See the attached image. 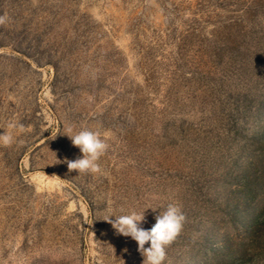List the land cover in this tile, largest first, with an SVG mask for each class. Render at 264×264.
<instances>
[{
    "label": "rangeland",
    "instance_id": "rangeland-1",
    "mask_svg": "<svg viewBox=\"0 0 264 264\" xmlns=\"http://www.w3.org/2000/svg\"><path fill=\"white\" fill-rule=\"evenodd\" d=\"M0 17V264H143L104 219L150 229L169 204L186 221L163 264H264V0H0ZM68 127L109 145L101 172L58 163L82 157Z\"/></svg>",
    "mask_w": 264,
    "mask_h": 264
},
{
    "label": "clouds",
    "instance_id": "clouds-1",
    "mask_svg": "<svg viewBox=\"0 0 264 264\" xmlns=\"http://www.w3.org/2000/svg\"><path fill=\"white\" fill-rule=\"evenodd\" d=\"M4 23L5 18L0 17V25ZM8 128L18 129L19 132L25 130L23 124L17 125L14 122H10ZM64 135L68 136L74 147L79 148L82 157H77L75 160L65 159L58 163H66L69 172L93 174L101 172L98 161L106 153L109 145L101 139L100 133L87 129L74 133V129L68 127ZM13 143L14 137L10 133L0 134V145L8 147ZM144 212L133 210L125 215H109L104 220L112 225L117 234L131 237L136 241L137 250L144 258L143 264H163L166 258V248L182 232L186 216L180 207L169 204L165 211L155 217V224L150 229H145L141 226L145 222ZM112 217L115 219H111Z\"/></svg>",
    "mask_w": 264,
    "mask_h": 264
},
{
    "label": "trees",
    "instance_id": "trees-1",
    "mask_svg": "<svg viewBox=\"0 0 264 264\" xmlns=\"http://www.w3.org/2000/svg\"><path fill=\"white\" fill-rule=\"evenodd\" d=\"M264 223V220L262 222H260V225H262Z\"/></svg>",
    "mask_w": 264,
    "mask_h": 264
}]
</instances>
